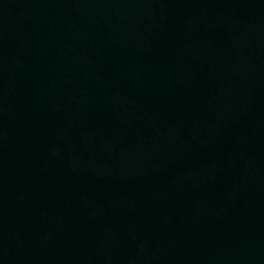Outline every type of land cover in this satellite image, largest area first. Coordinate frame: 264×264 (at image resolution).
<instances>
[{"label":"water","instance_id":"95a60500","mask_svg":"<svg viewBox=\"0 0 264 264\" xmlns=\"http://www.w3.org/2000/svg\"><path fill=\"white\" fill-rule=\"evenodd\" d=\"M0 264H264V0H0Z\"/></svg>","mask_w":264,"mask_h":264}]
</instances>
